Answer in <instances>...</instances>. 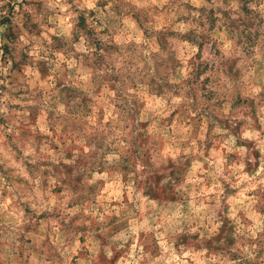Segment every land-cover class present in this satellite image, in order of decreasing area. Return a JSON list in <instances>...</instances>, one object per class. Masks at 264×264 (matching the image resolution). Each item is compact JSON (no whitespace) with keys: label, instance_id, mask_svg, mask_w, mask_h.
<instances>
[{"label":"rangeland","instance_id":"374dc122","mask_svg":"<svg viewBox=\"0 0 264 264\" xmlns=\"http://www.w3.org/2000/svg\"><path fill=\"white\" fill-rule=\"evenodd\" d=\"M0 0V264H264V0Z\"/></svg>","mask_w":264,"mask_h":264},{"label":"trees","instance_id":"16d2710c","mask_svg":"<svg viewBox=\"0 0 264 264\" xmlns=\"http://www.w3.org/2000/svg\"><path fill=\"white\" fill-rule=\"evenodd\" d=\"M244 2V9H245V11L247 12V13H250V10L247 8V3L249 2V0H244L243 1Z\"/></svg>","mask_w":264,"mask_h":264}]
</instances>
